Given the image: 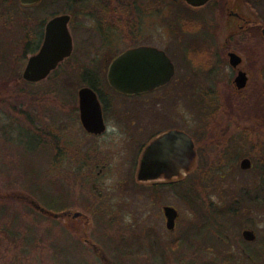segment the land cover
<instances>
[{"label":"rangeland","instance_id":"374dc122","mask_svg":"<svg viewBox=\"0 0 264 264\" xmlns=\"http://www.w3.org/2000/svg\"><path fill=\"white\" fill-rule=\"evenodd\" d=\"M132 1L42 0L25 6L20 0H0V193L6 195L0 203L11 213L20 212L24 222L15 225L8 215L0 220V264H145L144 255L152 250H144L137 245L139 238L132 236L128 245L126 225L134 233L143 225L159 226L157 230L165 233L162 243L167 244L164 206H176L189 220H196L195 207L211 211L222 204L226 185L233 190L240 184L239 176L233 181L229 177L233 168L235 174L251 172L241 170V157H249L253 168L261 171L264 102L261 99L257 107L262 113L251 115L245 97H264L262 76L256 75L250 88L238 93L231 67L221 60L222 65L214 68L205 10L192 14L184 0H140L144 16ZM156 8L161 14L152 12ZM260 9L264 10V0ZM62 13L70 15L72 55L40 82L26 81L22 73L32 52L24 42L39 30L38 22ZM146 40L180 54L172 91L144 103L125 100L109 84L107 66L119 52ZM182 49L184 53L179 52ZM81 70L90 75L82 79ZM85 85L95 87L107 105L108 130L102 136L92 137L81 126L78 91ZM243 94V106H238ZM126 107L128 117L119 118L116 111L122 114ZM171 125L194 135V169L179 180L180 191L187 188L193 199L174 196L171 183L150 187L136 176L139 140ZM31 200L56 213L68 210L74 218L78 216L73 212L80 211L90 223L77 219L76 229L75 224L65 226L67 218L42 214ZM34 219L47 228L42 231L46 236L66 228L75 240L61 235L51 241L54 247L47 239L35 244L31 234H22ZM16 230L22 238L14 236ZM56 245L69 251L58 255Z\"/></svg>","mask_w":264,"mask_h":264},{"label":"flooded vegetation","instance_id":"af4514ba","mask_svg":"<svg viewBox=\"0 0 264 264\" xmlns=\"http://www.w3.org/2000/svg\"><path fill=\"white\" fill-rule=\"evenodd\" d=\"M41 1L42 0H38L35 3L23 5L31 6L38 4ZM184 1L188 5L189 11H191L192 14H198L204 10V12L208 14L207 18L209 24H207V26L208 32L210 31L209 35L211 38L209 44L210 49H208L210 54V62L212 61L215 63L214 68L221 66L222 61L224 63L226 62L231 67L236 91L238 93H242L244 90H248L250 88L249 86L251 83H253L258 75L262 76L261 79L264 81V10L260 9V4L262 5L263 0H206L201 4L196 3L201 0H193V3L187 0ZM130 3L136 4L135 6L138 7L139 13L143 14L144 16L147 15V13H143L144 10L142 8H139V6L142 5L140 0H133ZM135 6L134 8L136 9ZM152 12L161 14V8H156V10L154 9ZM216 15L218 19L216 18ZM23 16H27V19H31L30 17L32 15ZM51 17L46 19L44 24L41 21L38 22L40 27L35 33L36 35L34 34V31L31 36L28 34L30 37H28V40L24 42L23 47L31 50L32 54L36 53L42 46L45 39L46 23ZM216 20L217 22L219 21L217 28L215 27ZM69 21L67 23L68 28ZM213 24L215 29L212 28ZM125 34L131 36L127 32H125ZM146 37L147 35L144 34V38ZM154 40L160 41V38L157 39L155 37ZM216 43L217 45H214ZM141 45L153 46L163 50L173 63V75L168 81L161 85L134 93L120 91L114 88L112 85L111 87L117 93L122 94L125 97V100L129 98L140 100L143 99L144 101L142 100V102L144 103L148 99L163 98L164 94L168 93L170 90L172 91L170 85L175 78L177 69L179 68V65L176 63V57L179 58L180 54L177 52L172 53L165 47L158 45V43H152L147 40L140 44L130 45L124 50ZM100 47L104 48L107 46L100 45ZM72 52L70 55L60 60L56 67L51 69L45 77L37 80L24 79L31 83L40 82L42 79L47 78L56 68H58L65 59L70 57ZM179 52L184 53L183 49ZM231 53H235V61H232ZM115 57L116 56H114L111 61ZM181 60L183 62L182 58ZM109 65L110 63L107 66L106 77ZM88 75H90L89 70H81L79 76L84 79ZM91 76L94 79V75ZM91 76L89 78H91ZM236 77L239 79V82H242L241 86L236 85ZM91 88L96 93L100 103L101 114L105 128L100 132L90 131L88 128H86L82 121L79 94L78 116L81 126L85 129L86 133L92 137H98L100 135L102 136L108 130V123L105 117L106 110H108V108L106 107L107 105L104 104L105 102L103 103L101 101L96 88ZM164 89L166 90L164 91ZM243 96L244 94L240 96V99H242L241 97ZM261 99L264 102L263 96H259L257 94L256 97H252V94L246 95L245 100L250 103V105H247L248 107H251L249 110L251 115L262 113L257 109ZM243 100L244 99L237 102L238 106H243ZM263 105L260 108L262 111H264ZM123 110L124 111L122 114L116 111L118 113V117L121 119L128 117V107H126V109L124 108ZM89 123L93 125L95 123V118L89 119ZM174 128L185 131L192 138L196 150L194 135L185 129L171 125L152 133L148 139H144L141 142L139 140L138 144L142 148L139 155V163L143 159V153L144 155H147L146 148L148 144L159 135ZM139 132L140 136L141 134L144 135V132H142L141 128H139L138 133ZM244 157L239 159V167L241 170L251 172L247 174H235L233 168L229 177H231V180L233 181L236 180V176H239L240 184H238L236 188L232 187L234 188L233 190H228L227 185L225 188H223L222 204H220L218 207L214 206L211 211L207 212L204 210V208L201 209L200 206H197L195 207L197 210V219L189 220L188 215L182 214L178 207L172 206L174 208L175 215L173 222L170 225H168L165 211H163L166 234H170L167 244L163 245L162 243V239L164 238L163 235L165 233L164 230H162L163 232L157 230L159 226L155 227L152 225H143L140 232L134 233L131 231V226L126 225L125 231L128 233V235H130L127 237L128 245H130L129 241H131L132 236L135 238V240L136 238H139L137 245L141 246L144 250H146V248H150L152 250L151 252H147V254L144 255L146 256L144 257L146 260L145 264H161V262L166 261V259H168L171 264H264V163L261 166V171L258 172L257 168L256 170L253 168L254 164L248 157L250 159V165L243 168L241 166V161ZM195 160L196 159H194L189 168L180 175H175L168 178L164 173H161V175L155 179L141 180L139 182L144 185L148 184L150 187L158 185L161 186V183H171L172 193L174 196L179 198V196L182 194V196L186 197L187 199H193L192 194L188 192L189 190L187 188L182 192L180 191L179 180L188 171L194 169ZM229 170L230 168L228 171ZM189 193L191 194V198ZM131 232L133 234H130ZM160 233L162 234L161 236ZM150 245H153V248ZM111 262L112 261H109L108 264Z\"/></svg>","mask_w":264,"mask_h":264},{"label":"water","instance_id":"95a60500","mask_svg":"<svg viewBox=\"0 0 264 264\" xmlns=\"http://www.w3.org/2000/svg\"><path fill=\"white\" fill-rule=\"evenodd\" d=\"M38 0H20L22 4L35 3ZM193 3V0H187ZM206 0L196 2L204 3ZM70 15L68 13L56 14L46 23L45 39L40 49L29 56L23 70V77L27 80H37L45 77L51 69L64 57L70 55L73 48L72 36L68 28ZM235 53H231L234 60ZM173 63L165 52L153 46L141 45L120 52L110 62L107 79L114 88L127 92H139L151 87L161 85L173 75ZM242 82L236 77V85ZM80 97V110L82 121L90 131L100 132L105 128L102 119L101 107L96 93L90 86H82L78 91ZM95 118V123H89V119ZM147 155L143 153V159L137 168V179H155L164 173L170 178L184 173L194 159L196 150L192 138L181 129H170L152 140L147 148ZM147 156V157H146ZM250 165V159L244 157L241 161L243 168ZM36 208L45 211L46 208L31 200ZM167 223L170 225L174 218V208L164 206ZM69 213L64 210L62 214ZM74 216H80L82 212L74 211ZM54 216L61 213L55 212ZM103 259L106 256L101 255ZM114 264V263H110Z\"/></svg>","mask_w":264,"mask_h":264},{"label":"trees","instance_id":"16d2710c","mask_svg":"<svg viewBox=\"0 0 264 264\" xmlns=\"http://www.w3.org/2000/svg\"><path fill=\"white\" fill-rule=\"evenodd\" d=\"M5 196L6 195H3V194L0 193V197L1 198H4ZM47 210H49V211H47ZM16 212H18V211H16ZM54 212L55 211L51 210V209H46L45 211H41L42 214L48 215L50 217L54 216L53 215ZM62 212L63 211L59 212V213H61V216H59V217H65V219L67 218V220L65 222L66 223L65 226H72V225L74 226V224H75L74 227L76 229V226L78 225L77 219H83L86 222L90 223V218L88 216H86L85 214H81L77 218H74L72 216H69V214H62ZM7 215L10 216V219L15 223V225H18V226L23 225L24 222H23V219L20 217V212L18 214L11 213L8 210L7 204L0 203V220H4ZM36 221H38V220L34 219L33 220L34 223H32V225H28V226L26 225V227H24V232H22V234L25 235V236H26L27 233L31 234V238H32V240L34 241L35 244L39 243L41 240H44V239L50 240V242H49V244H50L51 241H56V240L60 239L61 235L66 240L68 239L69 236L71 237L70 240H75V239H73L71 234H69L68 231L65 230L66 229L65 227H64L65 229H63V228L60 229L61 230V232L59 233L60 235L59 234H55V233H53L54 231H52V233L49 236H46L47 234H45L42 231H44V230L46 231L47 228L46 227H40V226L36 225V223H35ZM51 222L57 223L56 218L52 217ZM49 228H50V230H52L51 227H49ZM1 234H2V232H1V229H0V236H1ZM22 234L19 232V230L18 231L16 230L14 232V236L17 237V238H22L21 237ZM1 240H2V238L0 237V244L3 243ZM70 240L68 242H71ZM71 243L74 244V245H77L76 241H75V243H73V242H71ZM89 243L92 244V241L89 240ZM72 244H69L68 246L69 247L73 246ZM50 246L54 247V245H51V244H50ZM93 247H95V250H97V251L101 249L99 246H93ZM55 250H56L55 252H58V255L67 253L69 251V250H67L65 248L64 249H61V247L58 248L57 245H56V249ZM66 263H67V261H66Z\"/></svg>","mask_w":264,"mask_h":264}]
</instances>
